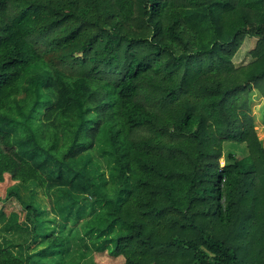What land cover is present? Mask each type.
<instances>
[{
  "label": "trees",
  "instance_id": "trees-1",
  "mask_svg": "<svg viewBox=\"0 0 264 264\" xmlns=\"http://www.w3.org/2000/svg\"><path fill=\"white\" fill-rule=\"evenodd\" d=\"M253 92L264 122V0H0V184L34 182L62 226L0 264H64L79 222L125 264H264ZM227 141L247 153L222 165Z\"/></svg>",
  "mask_w": 264,
  "mask_h": 264
},
{
  "label": "rangeland",
  "instance_id": "rangeland-1",
  "mask_svg": "<svg viewBox=\"0 0 264 264\" xmlns=\"http://www.w3.org/2000/svg\"><path fill=\"white\" fill-rule=\"evenodd\" d=\"M256 38L247 36L233 57L236 66L244 65L253 60L250 50L254 48ZM252 111L255 116L256 124L263 127L262 119L263 97L258 92L252 95ZM234 152L239 156H244L247 149L244 143L225 142L224 155L221 157V164L225 163L229 153ZM94 160L100 161L105 166V159L95 148L92 152ZM17 189L22 198L26 201L32 200L40 209L43 210L41 216L45 219L44 226L41 227L43 233L37 240H33L31 225L27 222L26 209H24L21 200L12 195L7 197L8 188ZM87 216L86 218H88ZM86 220V219H85ZM82 222L71 226L67 224L66 233L69 234V255L64 264H125L124 258L114 256L108 251H97L91 245V241L82 234ZM62 229L59 219L54 216L50 210V205L43 191L34 182L24 185L10 176L0 184V243L13 250L15 253L25 256L44 247L47 244L51 233H57Z\"/></svg>",
  "mask_w": 264,
  "mask_h": 264
}]
</instances>
